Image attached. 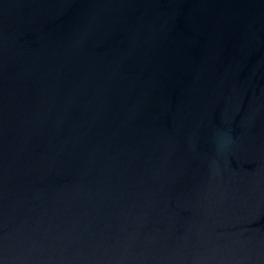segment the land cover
<instances>
[{
    "label": "water",
    "instance_id": "1",
    "mask_svg": "<svg viewBox=\"0 0 264 264\" xmlns=\"http://www.w3.org/2000/svg\"><path fill=\"white\" fill-rule=\"evenodd\" d=\"M0 264H264V0H0Z\"/></svg>",
    "mask_w": 264,
    "mask_h": 264
},
{
    "label": "clouds",
    "instance_id": "2",
    "mask_svg": "<svg viewBox=\"0 0 264 264\" xmlns=\"http://www.w3.org/2000/svg\"><path fill=\"white\" fill-rule=\"evenodd\" d=\"M224 145L223 144H221V147H223Z\"/></svg>",
    "mask_w": 264,
    "mask_h": 264
}]
</instances>
